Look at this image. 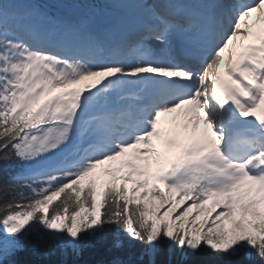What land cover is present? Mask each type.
Returning a JSON list of instances; mask_svg holds the SVG:
<instances>
[{
  "label": "snow or ice",
  "instance_id": "1",
  "mask_svg": "<svg viewBox=\"0 0 264 264\" xmlns=\"http://www.w3.org/2000/svg\"><path fill=\"white\" fill-rule=\"evenodd\" d=\"M136 2L147 22L114 41L111 26L0 0V264H264V29L219 70L264 0H214L222 7L207 18ZM193 32L198 58L156 55ZM178 109L203 115L204 138L168 137L181 155L150 174L160 118ZM108 232L109 257L82 262Z\"/></svg>",
  "mask_w": 264,
  "mask_h": 264
},
{
  "label": "rangeland",
  "instance_id": "2",
  "mask_svg": "<svg viewBox=\"0 0 264 264\" xmlns=\"http://www.w3.org/2000/svg\"><path fill=\"white\" fill-rule=\"evenodd\" d=\"M97 4L100 5V9L101 7H103V4H105L106 7H108L109 9H113L114 11L117 12V20H116V26L118 27L119 24L121 23V21H125L127 19V17H129V15L132 13V11L137 10L138 7L140 6V4L138 2H136V0H96ZM21 6L23 7V5L21 4ZM77 10H80L81 8L79 6H75L74 7ZM100 9H98V13L97 15L94 13L91 15V18H84L87 20L88 24L91 26L92 23H98V21L95 20V18L97 17H101L102 12H100ZM41 10L43 11H47L48 12V8L46 6H42ZM51 14H55L56 16L63 18V11L57 9L56 11H53ZM254 15V13H253ZM116 17H114V19H116ZM79 19V18H78ZM250 19V18H249ZM67 20H72V18H68ZM127 21H132V20H127ZM247 21V19H246ZM242 22L241 24V28H243V26L247 23V22ZM128 23V22H124ZM135 23V22H133ZM132 23V25H133ZM121 26V25H120ZM97 77H89L86 78L85 80L79 81L76 84H73L72 87L70 88H86L89 84L95 83V81L97 80ZM257 114H261L260 112H257ZM181 118H184L185 120V124H187V127H185V125L181 126L183 127V129H179L182 133H185V135L188 137L187 143H190L192 140L195 139H202L204 138L205 132H206V128L207 125L204 126V124L202 125V120H204L203 115L201 116L200 120L198 122L196 121H189V119L185 116H182ZM178 122V121H177ZM190 133L191 136L188 134ZM163 151H165L166 153H170V154H174L176 153V150L174 149V147H165L162 146L160 144H158ZM70 153L73 151L72 146H70L62 155H60V158L64 157L66 154ZM179 150V149H178ZM181 155V152L179 151V156ZM158 164L160 163L157 156L153 155L151 157H149L147 164H148V171H150V169H153L154 164ZM96 179L98 180V182H103V180L105 179L102 174L100 173V171L97 170L96 172ZM132 185L129 184V188H131ZM162 187V186H161ZM139 195V193H138ZM175 198V197H174ZM211 201L209 202V206L211 205ZM156 204H159V201H156ZM181 205H177V208H180ZM204 215H208V213H202L201 214V219H203ZM226 227L230 228L231 225L230 223L226 222Z\"/></svg>",
  "mask_w": 264,
  "mask_h": 264
},
{
  "label": "trees",
  "instance_id": "3",
  "mask_svg": "<svg viewBox=\"0 0 264 264\" xmlns=\"http://www.w3.org/2000/svg\"><path fill=\"white\" fill-rule=\"evenodd\" d=\"M42 1H45L49 5H53V3H58V2L63 1V0H42ZM3 164H4V162L0 161V165H3ZM26 168H27V166L21 164L20 162H18L16 160L10 161V170L12 172L26 173L27 172V171H25ZM4 179H7V173H4ZM15 195H16V193L13 192L4 198L5 199H12ZM112 239H113V233H111V232L106 233L105 238H104V246L101 248H93L91 250H85V252L80 257L81 261L82 262H90V261L107 259L109 257V253L107 252V248L110 245ZM123 243H124V248L127 249L128 245H129V242L127 241V239H125ZM136 247L139 248L140 246L137 244ZM30 251H31V249H29V252ZM163 258L164 257L161 256V259H163ZM53 259H55V257H53ZM253 260H254V264H260V261L258 258L254 257Z\"/></svg>",
  "mask_w": 264,
  "mask_h": 264
},
{
  "label": "bare ground",
  "instance_id": "4",
  "mask_svg": "<svg viewBox=\"0 0 264 264\" xmlns=\"http://www.w3.org/2000/svg\"><path fill=\"white\" fill-rule=\"evenodd\" d=\"M143 16H146L147 17V15L145 14V15H140V17H138V19H134V20H132V21H128V24H132L133 22H135V24H140V22H141V19L143 18ZM117 18V17H116ZM141 18V19H140ZM110 23H113V19H110ZM259 112V111H258ZM103 167V166H102Z\"/></svg>",
  "mask_w": 264,
  "mask_h": 264
}]
</instances>
